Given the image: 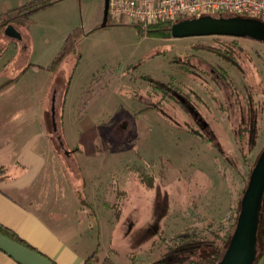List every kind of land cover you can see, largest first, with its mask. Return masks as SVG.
Instances as JSON below:
<instances>
[{
	"label": "rangeland",
	"instance_id": "374dc122",
	"mask_svg": "<svg viewBox=\"0 0 264 264\" xmlns=\"http://www.w3.org/2000/svg\"><path fill=\"white\" fill-rule=\"evenodd\" d=\"M22 2L0 0V14L11 11L10 8ZM100 3L101 0H56L34 11L29 19L21 16L18 21L26 36L22 40L28 45L26 51L20 49V42L3 37L0 30V86L11 77V57L24 55L36 64L33 66L35 70H30L14 86L0 93V133L12 139L16 152L29 145L39 151L44 160L47 158L43 154L48 144L43 135L40 112L41 96L51 73L48 67L73 29L89 27ZM211 15L233 14L217 12ZM255 33L264 36V29L255 26ZM215 37L218 36L163 38L142 35L134 25L111 22L81 38L78 43L80 57L71 56L61 65L64 75L71 77L63 116L60 111L65 76L61 82L55 81L61 84L54 106L56 121L54 124L52 110L49 109L46 129L53 131L57 128L52 138L54 152L64 168L67 167L69 178L67 171L57 162V166H53L46 159L45 170L39 173L38 183L47 187L45 194L58 196L60 202L55 206L67 214L73 212L77 205L82 228H87L88 221H91V228L87 229L99 243L97 250L101 259L109 253L112 243L118 264L130 262L127 256L131 252L139 259L147 258L146 264H178L176 255L166 254L168 247L163 238L168 239L195 223L193 221H198L200 229L208 231L203 247L197 250V256H201L209 250L207 247L212 241L222 244L233 218L237 217L249 178L248 168L254 165L264 149V111L259 110L260 132L257 135L260 137L255 138L256 124L252 125L251 136L244 144L233 135V128L238 127L236 116L233 114L231 122L227 121L226 114L216 110L202 86L192 80L191 87L216 110V114L211 108L204 111L208 123L201 126L207 132H195L201 126L192 116L186 117L172 105H166L163 113L147 109L135 114L150 103L143 98L141 91L147 90L146 76L167 80L170 75H176L171 59L178 53L197 52L214 61L212 54L194 51L191 46L212 45L219 39H232ZM239 41L264 52V44L250 39L240 38ZM256 63L253 69L257 74L252 80L259 85L258 81L264 79V66ZM133 91H139V96L133 97ZM222 91L220 96L223 94L226 98L228 90L224 87ZM221 98L219 100L222 101ZM6 99H13V105H5ZM121 124L125 127L122 128ZM208 125L225 148L222 153L211 143L212 140L208 141L213 136ZM75 147L84 149L83 153L76 154L78 162L65 153V149L73 150ZM53 160L56 161L55 158ZM127 164L147 166L148 180L153 179L154 185L149 187L142 183L134 171L127 170V174H123L120 169ZM77 167L81 169L82 182L73 173L77 172ZM76 195L88 204L83 206H87L83 213L82 203ZM92 208L98 218L92 213L87 216V211ZM129 211L140 212L142 216V228L136 230V237H122L121 224L115 231L111 224L120 215L119 221L126 219L124 217ZM155 247L156 254H150L149 250Z\"/></svg>",
	"mask_w": 264,
	"mask_h": 264
},
{
	"label": "trees",
	"instance_id": "16d2710c",
	"mask_svg": "<svg viewBox=\"0 0 264 264\" xmlns=\"http://www.w3.org/2000/svg\"><path fill=\"white\" fill-rule=\"evenodd\" d=\"M56 0H34L27 3L26 5L0 14V30L12 24H18V18L21 16L29 19L30 14L34 11L44 8ZM211 15V14H207ZM246 18H251L245 15H238ZM185 16H180L176 20H159L157 22L144 25L142 23H117L113 21L108 16V21L104 25V0H101V3L93 17L89 27L80 28L77 27L73 29L69 35L66 37L64 44L61 47V50L57 56L52 61V64L48 67L51 71V83L55 81H62V77L65 75L57 76L61 71V65L64 61L68 60L71 56L78 55V43L84 36L90 34L92 31L99 27H105L109 23L113 22L120 25H134L138 31L143 35L149 36H159L163 38H172L174 37L171 32V27L173 23L186 19ZM256 18V17H255ZM258 19V18H257ZM262 21V19L259 18ZM215 38H221L220 36ZM245 40L250 39L257 41L258 43L264 44V39H257L251 37H232V39H219L215 44H197L192 45L194 51H206L214 56V61H209L202 55L197 52L191 54H181L178 53L173 56L171 62L173 63L174 71L176 75H170V78L163 80L160 77H152L150 75L146 76L147 90L143 93V98L150 101V103L143 109L136 111L135 114H140L142 111L147 109L159 110L163 113V108L166 105H172L176 108H179L180 112L183 113L186 117L192 116L195 123L199 126L201 124L208 123L207 115L204 111L211 110L216 114V110L226 114V120L231 122L233 116H236V121L238 127L233 128V135L236 138H240L244 144L247 141V138L251 136V126L256 124L255 138L260 137L257 135L260 132L259 123V110L264 111V79L258 81V84L261 86L260 89H257L259 85H256V82H253V76L256 77V71L253 69L256 66V61L261 63L264 66V52L259 49L250 47L244 41H239V39ZM2 51L0 50V54ZM31 64L28 63L26 68H29ZM256 68V67H255ZM24 69L21 70V75L23 74ZM233 72V73H232ZM234 73L237 76H234ZM256 73V74H255ZM60 78V79H59ZM69 78L65 79V87L63 93L65 94L68 89ZM18 77H14L9 80L4 85L0 86V93L17 81ZM196 81L199 85L202 86L203 92L208 95V99L211 101V104L206 101V98L202 94L198 93L197 90L191 87V81ZM59 82V83H60ZM209 82V83H208ZM208 83V84H207ZM211 86H210V85ZM61 85V84H60ZM224 87L228 90V95L226 98L220 92L223 93ZM135 92V91H133ZM132 92V93H133ZM140 92H135L133 97L139 96ZM219 97L222 99L219 100ZM231 98V102L227 103ZM192 100L195 103H192ZM226 101V102H225ZM210 106V107H209ZM234 114V115H233ZM132 119V117H131ZM198 131L199 133L207 132L202 125ZM210 128V125H208ZM213 136L208 138L212 140L214 146H216L221 153L225 150L223 145L219 142L218 138L215 136L214 132L210 128ZM52 147L54 149V144L52 141ZM264 149H262L263 151ZM261 151V152H262ZM260 152V154H261ZM0 155V178H4L8 170V151L3 150ZM260 154L257 156V159L254 165L251 168H248V182L244 190L243 196L240 200V211L237 217L233 218V221L228 229V233L224 236L222 244L212 241L207 248L209 250L201 256L198 255L199 249L203 246V243L207 240V230L200 229L198 221H193L195 223L189 224L186 227L182 228L181 231H178L170 238L164 239L163 243H166L168 247V253L176 255L179 259L178 264H219L229 248L230 244L233 241L234 233L237 228V223L239 220L242 203L247 192L250 177L252 171L258 161ZM152 163V161H150ZM150 164L148 163V166ZM151 166V165H150ZM147 166L142 165H125V167L120 170L123 174L134 171L138 174L140 181L146 183L149 187L154 185V180H148V173L145 171ZM82 207L88 205L85 199L81 201ZM87 208V206H85ZM0 231L5 235L24 243L25 245L31 246L27 241L21 238L14 230L5 226L0 222ZM256 242L254 246L255 256L251 264H260L264 258V187L261 192V197L256 214V231H255ZM219 239V236L217 237ZM33 247V246H31ZM35 248V247H33ZM36 249V248H35ZM39 251V250H38ZM41 252V251H40ZM156 252V247L153 250H149L150 254ZM149 254V255H150ZM130 264H146L144 261L140 260L135 255H129ZM165 257V256H164ZM186 261V263H185ZM85 264H117L110 255L104 256L102 259L98 255V250H95L85 259Z\"/></svg>",
	"mask_w": 264,
	"mask_h": 264
},
{
	"label": "crops",
	"instance_id": "0c3cea01",
	"mask_svg": "<svg viewBox=\"0 0 264 264\" xmlns=\"http://www.w3.org/2000/svg\"><path fill=\"white\" fill-rule=\"evenodd\" d=\"M32 1L34 0H23V2L19 4L20 6L17 5L16 7L10 9L14 10L15 8H20ZM251 18L257 19L254 17ZM262 21L264 22L263 19ZM2 33V36L8 41H13L16 43L20 42V49H24L25 51L28 49V45H25L26 43H23L22 41L26 36L24 35L23 31H21L18 24L14 23L12 25L6 26ZM19 51L21 53H25L22 50ZM11 62L13 63L9 69V74L11 77L8 78L7 81L14 77H18L16 81L18 82L20 77L24 76V74L32 69L35 70L36 68L33 67L36 66V64L34 62H30L28 57L24 55L14 56L13 58L11 57L10 63ZM28 63L31 65L29 68H26ZM23 69L24 72L21 75V70ZM49 74L51 76V73ZM60 75H64V69H61V71L57 74V76ZM50 76H48L49 79L45 86L44 93L41 96L43 104L41 107L40 119L43 128V135L48 144L43 154L47 155L46 159H49L53 166H57L58 163V165L66 172L67 167L66 169L64 168L63 164L59 160L58 155L54 152L52 147V138L55 136V133H57V130H55L57 128H55L53 131L46 129V113L49 111V109L52 110L51 117L55 124L56 112L54 106L57 104L56 93L59 89V86L61 87L59 82L51 83ZM0 96H2V94H0ZM66 98L67 92L65 94L63 93L61 97V116H63V108ZM4 103L5 105H13V99H6L4 100ZM51 105L53 106L52 109L49 108ZM3 150L8 151L9 161L7 173L5 174L4 178H0V222L14 230L21 238L27 241V243L53 259L57 264H85V259L95 250H97V248H99V243H97L94 234H91L87 229L91 228V221H88L87 228H82L80 221L81 214L80 212L76 211L77 205L73 209V212L67 214L65 211L60 209L61 207L55 206L60 202L58 196L53 195V197H51L50 195L45 194L48 189L45 187V185L38 183V178L39 173L45 170L46 159L44 160L40 156L41 154H39V151L33 150L31 146L27 145V147L22 151L16 152L12 139L9 136L0 133V155L2 154L1 152ZM83 152L84 149L82 147H75L73 150L65 149L66 155L73 156L75 162H78L76 154ZM53 158H55L56 161H54ZM76 171L77 172L73 173L77 175L79 182H82L83 179L81 176V169L77 167ZM66 174L69 178L68 171ZM69 181L71 182L70 179ZM76 197L80 202L77 195ZM81 208V213H83L85 211L83 208L85 207L81 206ZM45 211H47V213H45ZM87 212V216L92 213L96 218H98L96 213L93 212V208L92 210L89 209ZM120 217L122 218V216H119L117 220L118 222L115 220L111 221L113 230L115 231L116 227L120 223V227H122V237H136V230L142 228L141 213L129 211L124 217L126 219L119 221ZM144 239L146 240V238ZM111 245L112 243H110V250L107 255H110L116 262L115 256L117 252L111 247ZM131 253H129L127 257H129ZM154 254H156V252ZM140 260L148 262V259L145 257L141 258ZM127 261L126 264L131 263ZM263 262L264 258L260 264ZM0 264L19 263L0 250Z\"/></svg>",
	"mask_w": 264,
	"mask_h": 264
},
{
	"label": "water",
	"instance_id": "95a60500",
	"mask_svg": "<svg viewBox=\"0 0 264 264\" xmlns=\"http://www.w3.org/2000/svg\"><path fill=\"white\" fill-rule=\"evenodd\" d=\"M109 0H104L105 25L108 21ZM256 28L264 29V22L259 19L238 15L214 16L202 15L186 18L173 23L172 35L176 38L201 36L251 37L264 39L255 33ZM264 187V150L252 171L249 186L234 233V238L219 264H251L254 259L256 242V214ZM0 250L12 257L19 264H57L53 259L25 245L0 231Z\"/></svg>",
	"mask_w": 264,
	"mask_h": 264
},
{
	"label": "built area",
	"instance_id": "2783aa9c",
	"mask_svg": "<svg viewBox=\"0 0 264 264\" xmlns=\"http://www.w3.org/2000/svg\"><path fill=\"white\" fill-rule=\"evenodd\" d=\"M217 12L264 20V0H109L108 16L117 23L148 25Z\"/></svg>",
	"mask_w": 264,
	"mask_h": 264
},
{
	"label": "flooded vegetation",
	"instance_id": "af4514ba",
	"mask_svg": "<svg viewBox=\"0 0 264 264\" xmlns=\"http://www.w3.org/2000/svg\"><path fill=\"white\" fill-rule=\"evenodd\" d=\"M229 37V36H228ZM121 127L123 128V127H125V125L124 124H121Z\"/></svg>",
	"mask_w": 264,
	"mask_h": 264
}]
</instances>
